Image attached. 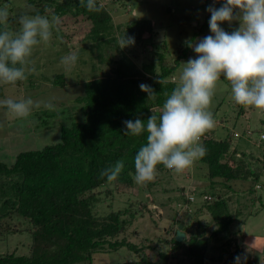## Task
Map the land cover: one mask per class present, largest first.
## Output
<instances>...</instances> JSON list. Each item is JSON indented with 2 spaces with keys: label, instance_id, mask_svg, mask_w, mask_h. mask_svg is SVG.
Wrapping results in <instances>:
<instances>
[{
  "label": "rangeland",
  "instance_id": "rangeland-1",
  "mask_svg": "<svg viewBox=\"0 0 264 264\" xmlns=\"http://www.w3.org/2000/svg\"><path fill=\"white\" fill-rule=\"evenodd\" d=\"M100 2L107 7L113 18L111 21L113 29L109 39L122 38L127 26L142 18L152 20L154 38H150V34L146 33L145 42L142 45L136 43L123 48L119 45L115 48V41L111 39L107 43L101 40L103 45L99 48L96 41L91 38L95 30L90 20L85 17L73 19L69 14L58 15L53 10H49L45 15L50 19L54 16H59L61 19L59 31L53 28L48 42H41L34 46L25 67L27 79L17 81L15 84L0 82L4 87V95L0 98L1 161L11 165L15 162L16 156L23 151L42 149L46 145L60 142L63 124L70 125L75 117L84 118L80 104L75 102V97L83 94L85 90L84 82L113 74L123 54L131 56L141 67L144 61L152 57V50L155 48L157 52L166 53L170 64H174L182 50L188 49L187 56L181 59V64L174 74L173 79L180 81L185 63L199 55L192 47H187V40L194 37L191 44H195L205 36L214 35L209 27L211 13L207 11V8L209 5L220 8L225 0H100ZM7 4L14 6L12 14L15 16L12 19L9 15L7 22L8 25L10 24L8 30L15 34L20 29V16L17 14L20 10H29L33 7L28 0H7ZM133 13L136 15L133 16ZM239 14L240 10L235 9L234 17ZM220 26L231 33L230 29L236 30L241 27V20L234 18L232 21H223L220 22ZM196 33L197 35H194ZM153 40H156L158 47L152 46ZM145 43L147 48L143 46ZM71 54L77 55V61L70 65L63 64L62 58ZM61 75L65 81L63 87L55 84V80ZM29 97L34 101H40L41 107L33 108L26 118H18L5 109L2 103L7 99L21 101ZM45 103L52 107H44ZM239 110V105L235 106L230 82L222 76L217 82L209 108L213 116H217L214 120L219 137L227 136L234 130L242 132L250 127L253 130L251 138L245 136L237 138L239 146L235 149V157L240 159L241 153L245 151L264 160V138H261V134H264V110L245 108V114L238 119ZM237 119L239 121L235 126ZM258 157L255 160L245 157L244 161L245 163L254 162L252 165L254 169L259 167L262 169L259 181L252 178L246 181L238 179L229 182L230 187L224 183L213 185L208 177L207 165L198 158L183 172L171 169V172L157 170L156 178L144 185L137 183L135 186L121 185L119 189L115 183L103 186L97 195L99 199L95 211L99 216L107 217L113 211L127 210L121 217L130 222L113 240L125 238L139 246H151L143 251L150 261L161 263L160 252L164 250L168 252L170 258L167 264H197L192 261L187 247L174 250L170 240L175 236L180 223H184V226L190 229L185 230L186 238L192 232L199 231V222L203 225L211 222L206 229V236L217 229L219 223L213 221L207 210L204 209L202 213H199L202 202L199 194L202 196L203 193L222 192L225 196H232L231 214L235 215L239 210V214L231 224L230 236L227 238L233 243L229 250L234 251L236 246L243 247L247 258L253 264H264V205H262L264 203V165H262L264 161L260 160L263 162L261 163ZM257 182L262 185L261 188L255 187ZM250 186L256 189L253 197L261 196L263 202L259 199L255 203L252 194L247 195L246 190ZM193 193L195 194L193 200L197 199V201L191 205L185 202V199ZM189 208L192 211L196 209V214H187ZM131 213H134V217ZM29 227L28 220L16 214L4 219L0 235V253L30 254L32 237L28 231ZM224 240H226L225 237L219 241L216 250L209 252L205 264H223L209 259L220 254ZM138 258L142 257L140 255L138 257L136 252H130L126 247L117 251L106 247L104 251L95 253L96 264H126V262L134 264Z\"/></svg>",
  "mask_w": 264,
  "mask_h": 264
},
{
  "label": "trees",
  "instance_id": "trees-1",
  "mask_svg": "<svg viewBox=\"0 0 264 264\" xmlns=\"http://www.w3.org/2000/svg\"><path fill=\"white\" fill-rule=\"evenodd\" d=\"M28 2L33 8L20 10L17 16L45 15L49 10H53L58 15L69 14L73 19L85 17L93 23L95 32L91 38L96 41L99 48L103 45L101 40L107 43L110 39L115 41V48H118V39L115 37L109 39L113 29L111 22L113 18L107 7L104 6L100 12H89L81 6L80 0H28ZM5 6L8 7L9 15L13 19L14 6L7 4V0H0V9ZM5 26L8 30L10 24L5 21L0 28ZM230 31L233 32L234 29ZM146 33L150 34V38H154L153 22L151 19L142 18L130 23L123 36L125 34L132 36L135 38L134 45L136 43L142 45ZM193 40L194 37L187 40L188 48ZM146 45L145 43L143 46L147 48ZM152 46L158 47L156 40L152 41ZM155 49L152 50V57L144 61L141 67L131 56L123 54L113 74L84 82L85 90L83 94L75 97V102L80 104V110L87 120L75 117L70 125L63 124L60 142L46 145L42 149L23 151L16 156L15 162L11 165L0 160V235L4 219L16 214L28 220L30 223L28 231L32 237L30 254L0 253V264H96L95 253L104 251L106 247L115 251L126 247L130 252H136L138 257L140 255L142 258H138L134 264L168 263L170 258L167 251L161 250V263L152 262L143 252L145 248L151 246H139L125 238L113 240L130 222L121 217L127 210L113 211L107 217L99 216L95 211L99 199L97 195L103 186L115 183L119 189L122 186L136 184L132 179V175L135 174L134 158L139 149L146 144L147 132L139 136L125 135L126 127L123 122L140 118L146 124L152 111L160 114L167 96L180 83L173 78L181 59L187 56L188 49L180 52L174 64L169 63L165 52H157ZM55 84L64 86L63 75L57 77ZM141 84L151 86L155 92L154 98L141 90ZM3 95L4 87L0 84V98ZM236 104L235 102V106ZM239 107L237 116L241 119L240 117L245 114V107L242 105ZM4 108L7 109L5 105ZM238 119L234 123L235 126ZM217 130L215 124L205 133L208 136L201 139L205 153L199 158L207 165L208 177L213 185L224 183L230 187L229 182L238 179L246 181L252 178L259 181L262 169L260 167L254 169L252 167L254 162L244 161L245 157L255 160L258 156L243 151L240 159L235 157V149L239 146L237 138L243 136L251 138L253 130L250 127L242 132L234 130L224 137H219ZM119 160L124 162V169L117 180L109 183L106 177H100L102 169L115 165ZM258 160L262 158L258 157ZM157 170L170 171L162 164L157 165ZM255 187L261 188L262 185L258 183ZM255 190L250 186L246 193L252 194L253 197ZM192 195L195 197L194 193ZM199 195L202 197L199 213L207 210L213 221L219 223L218 228L206 236V229L211 222L206 225L199 222V231L192 232L185 240L179 242L173 236L170 240L172 249L187 247L192 261L205 264L209 252L216 250L219 241L225 237L220 254L212 256L209 260L236 264L235 257L239 255L240 264H253L247 258L243 247L236 246L234 251L229 250L233 243L227 238L232 231L231 224L239 214V210L235 215L231 214L232 196H225L222 192ZM188 198L185 202L191 205L197 201ZM259 199L263 202V197L258 195L253 197V202L256 203ZM195 210L190 209L186 213L195 215ZM131 216L134 217V213H131ZM187 227L184 226V232L190 230Z\"/></svg>",
  "mask_w": 264,
  "mask_h": 264
},
{
  "label": "clouds",
  "instance_id": "clouds-1",
  "mask_svg": "<svg viewBox=\"0 0 264 264\" xmlns=\"http://www.w3.org/2000/svg\"><path fill=\"white\" fill-rule=\"evenodd\" d=\"M82 7L89 12H100L104 4L100 0H80ZM240 14L234 17V10ZM211 13L209 27L214 35H208L195 44H189L199 54L197 58L185 63L180 83L167 96L159 115L144 120H125V135L139 136L147 132L146 144L134 158L135 174L132 179L140 185L153 181L157 174V165L176 172H183L205 153L200 143L204 134L215 126L213 113L209 111L217 82L223 76L230 82L234 101L245 108L264 110V0H225L216 8L209 5ZM136 14L133 13V16ZM9 16L8 7L0 9V25H4ZM241 20V27L228 33L220 22ZM20 29L13 34L6 26L0 28V82L15 84L27 79L25 67L34 46L48 42L52 29L59 31L61 19L46 15H22L19 17ZM135 38L126 36L118 39L120 48L134 45ZM78 57L71 54L62 58L65 65L74 64ZM35 69H33L34 71ZM162 83V81H160ZM149 97L155 96L151 86L140 85ZM18 118H26L33 108L41 107L40 101L31 97L2 102ZM46 108L52 105L45 103ZM85 121L87 117L84 118ZM124 162L102 169L101 178L109 183L117 180ZM240 264L241 257H235Z\"/></svg>",
  "mask_w": 264,
  "mask_h": 264
},
{
  "label": "water",
  "instance_id": "water-1",
  "mask_svg": "<svg viewBox=\"0 0 264 264\" xmlns=\"http://www.w3.org/2000/svg\"><path fill=\"white\" fill-rule=\"evenodd\" d=\"M184 223H180L178 230L176 231L175 239L176 241H183L186 238V233L183 231Z\"/></svg>",
  "mask_w": 264,
  "mask_h": 264
},
{
  "label": "built area",
  "instance_id": "built-area-1",
  "mask_svg": "<svg viewBox=\"0 0 264 264\" xmlns=\"http://www.w3.org/2000/svg\"><path fill=\"white\" fill-rule=\"evenodd\" d=\"M249 132H250V131H249ZM236 135H237V133H236ZM207 136H208L207 134H204L203 137H207ZM203 137H202V138H203ZM262 137H264V135H262ZM202 138H201V139H202ZM188 197H190V198H189L190 200H193V199H194L192 195H191V196H188Z\"/></svg>",
  "mask_w": 264,
  "mask_h": 264
},
{
  "label": "crops",
  "instance_id": "crops-1",
  "mask_svg": "<svg viewBox=\"0 0 264 264\" xmlns=\"http://www.w3.org/2000/svg\"><path fill=\"white\" fill-rule=\"evenodd\" d=\"M186 237H187V234H186Z\"/></svg>",
  "mask_w": 264,
  "mask_h": 264
}]
</instances>
